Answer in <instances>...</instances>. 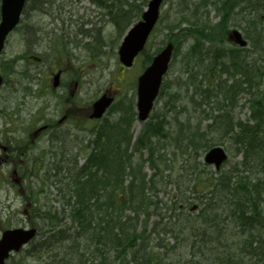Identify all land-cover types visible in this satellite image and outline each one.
Returning a JSON list of instances; mask_svg holds the SVG:
<instances>
[{
  "label": "rangeland",
  "instance_id": "1",
  "mask_svg": "<svg viewBox=\"0 0 264 264\" xmlns=\"http://www.w3.org/2000/svg\"><path fill=\"white\" fill-rule=\"evenodd\" d=\"M165 1L159 25L147 45L149 50L139 57L133 68L124 71L118 58L119 39L123 31L113 23L112 14H108L111 9H106L104 3H113V7L130 3V8L125 6L129 8L126 13L134 15L136 20L142 15L136 13L138 5H143L144 9L147 0H55L52 7L47 4L44 6L48 11L46 13L38 10L37 0H30L26 4L21 24L7 40L2 57L5 59L3 66L10 69L7 70L10 73L0 91V126L8 130L7 117L13 118L12 125L8 124L13 131L5 133L6 140L10 141L14 137L21 141L20 151L25 160L37 161L36 169H41L39 180L29 175L27 181H24L26 190L31 191L33 185L41 183L48 190L42 202L61 210L63 205L59 203L61 200L58 191L64 187V179L67 183L71 181L74 172H77L76 166H82L86 161L85 156L91 151L87 144L79 150L84 138L92 141L96 133L93 135L81 131L71 119L59 129L41 135L35 143L31 144L29 135L40 120L55 121L69 107L80 109L78 120L90 127L94 123L84 120L86 110L103 91L111 88L116 94V101L105 117L115 123L123 116L130 115L129 112L133 110L135 116L131 117L132 128L129 131L134 135V141L148 122L162 121L167 124L164 139L158 141L159 138L154 137L151 144L148 141V148L145 146L134 152L133 142L129 145L134 158L132 168L140 169L138 184H144L143 190L151 201L147 210L149 213L141 212L138 219L141 228L147 227L143 232L146 240L140 242V254H143L146 247L153 256H162L163 264H220L216 262L220 254L222 258L234 252L241 254V246L250 236L248 233L257 231V234H264V227L259 224L253 230L251 227L240 226L237 218L242 208L235 207L239 200L236 197V185L233 184V189L225 195L221 193L223 191L219 186L202 191L200 185L194 186L197 182L194 168L205 170L210 175L216 172L215 166H204L203 163L207 143L217 144L229 153V160L222 169L226 174L223 175H228L229 172L233 175V182L244 179L245 176L249 177V182L264 181V174L259 171L258 163L244 164V153L239 149L243 144L236 143L233 134L224 131L219 119L220 115L224 116L227 108V118L234 123L252 122L251 117L258 100L264 108V94L263 99L257 100V95L264 92V2L215 0L214 4V0H210L212 3L201 5L195 4L198 0H191L192 3L188 2L186 5L185 0ZM245 2L247 7L244 11ZM193 13L202 15L198 17V21L188 22L189 19L193 20ZM121 23L125 24L124 21ZM190 23H194V28L198 31L209 32L208 35L202 33L201 36L208 39L214 37L211 50L207 52L204 49L207 53L196 58L187 56L193 39L180 40L183 34H178L184 28H192ZM232 29L241 31L250 43L244 48L231 44L228 35ZM168 39L175 40L179 47L164 78L163 92L157 99L150 119L143 124L136 115V76L141 71V64L147 59L146 55L156 51L159 46H164ZM255 39L263 43L255 46ZM203 43L205 48L211 45L207 41ZM217 46L224 49L225 54L235 53L243 63L246 61L249 68H255L257 72L258 67L262 74L255 78L251 92L241 93L239 88L236 90L231 106L223 95L203 98L196 92L200 88L197 84H205V80L215 92L217 84L229 87L242 77L240 72H235L237 70L231 75L221 69L220 63L229 61L228 57L217 58L219 61L216 66L211 65ZM34 55L41 60L33 59ZM58 68L65 69L61 78L65 87L63 85L53 90L51 73ZM192 77L197 80L196 85L191 82ZM73 81L80 82L74 95L71 94L74 89ZM126 103L128 109L125 107ZM99 126L96 124L97 129ZM65 129L68 132L66 135L63 134ZM198 130L204 139L191 144L186 137ZM55 132H59L61 136L56 138L59 141L53 137ZM152 147L155 148L153 155ZM42 157L43 160L39 163ZM76 160L78 162L75 164ZM243 165L246 166L245 169L242 168ZM27 171L32 172L30 166ZM221 174L222 172L214 176L219 177ZM11 175L7 165L0 168V235L10 226H31L32 222L28 221L36 218L31 205L26 209L23 195ZM50 175L52 177L46 183L41 181ZM261 196L263 200L258 207L261 218L264 219V185L261 187ZM64 208L67 210L66 206ZM67 212L63 213L58 228L75 230ZM50 229L48 227L47 230ZM27 254L24 249L21 254L12 257L8 264L53 262L44 258L39 263L33 256V259L25 258ZM81 254L79 251L72 259L75 260L74 264H81V260L83 264L109 263L103 259L107 254L97 257L92 249H87L80 260ZM143 261L140 264H148ZM233 262L238 263V260ZM242 264H255V260H245Z\"/></svg>",
  "mask_w": 264,
  "mask_h": 264
},
{
  "label": "trees",
  "instance_id": "2",
  "mask_svg": "<svg viewBox=\"0 0 264 264\" xmlns=\"http://www.w3.org/2000/svg\"><path fill=\"white\" fill-rule=\"evenodd\" d=\"M118 127H120L121 133L124 132V128L127 130L125 125L119 124ZM240 128L241 133L237 134V141L247 142L249 137V146L253 148V142L258 136L260 126L251 128L241 126ZM112 131L108 122L102 126V132L105 135H109ZM107 135L106 137H108ZM95 148L96 151L88 158V163L92 162V165L95 164L98 168L92 170L87 165L82 170L80 180L75 181L76 201L71 216H74V221L79 222L82 230L87 228V232L94 234L91 239L103 244L104 247L99 248L96 245L97 250L111 247L116 251L114 264H139L143 258L153 264L154 260L159 258L153 256V253L145 250L142 255H139L138 243H142L146 239L143 235L145 229L139 232L138 219L141 212H147L151 201L146 197L144 191H141L142 185L137 184L135 180H131L128 185L125 184L131 161L128 149L111 137L105 139ZM98 182L100 185L97 186ZM247 194L248 198L252 200L251 193ZM88 207H92V212L87 215L85 210ZM128 209H131L134 215H128L126 213ZM96 213L100 217L95 222L93 216ZM98 221H102V223H97ZM102 239L105 241L102 242ZM262 247L264 248V245Z\"/></svg>",
  "mask_w": 264,
  "mask_h": 264
},
{
  "label": "water",
  "instance_id": "3",
  "mask_svg": "<svg viewBox=\"0 0 264 264\" xmlns=\"http://www.w3.org/2000/svg\"><path fill=\"white\" fill-rule=\"evenodd\" d=\"M161 0H151L149 9L144 12V20L137 23L132 30L126 35V38L121 46L120 58L122 61L131 65L134 60V55L144 48V43L148 37L150 30L154 26L159 12ZM24 0H4L2 22L0 23V53L4 46V40L7 34L19 21V15L22 9ZM172 45L167 46L161 53L154 59L153 63L147 67L145 73L139 77V107L141 119L148 117V112L153 105V99L158 93V87L162 81L163 74L167 71L168 61L172 51ZM2 81L0 75V83ZM111 99L106 95L97 100L93 115L102 116L101 114L105 108L110 104ZM226 154L221 147H215L207 155L208 162H214L220 166L221 162L226 158ZM34 230H10L7 232L3 239L0 241V263H3L4 258L8 255L10 248H19L20 244L27 241Z\"/></svg>",
  "mask_w": 264,
  "mask_h": 264
},
{
  "label": "flooded vegetation",
  "instance_id": "4",
  "mask_svg": "<svg viewBox=\"0 0 264 264\" xmlns=\"http://www.w3.org/2000/svg\"><path fill=\"white\" fill-rule=\"evenodd\" d=\"M64 115L67 116V117H69L67 114H64ZM0 160H1V161H2V160L4 161L5 158H4L3 156L0 155Z\"/></svg>",
  "mask_w": 264,
  "mask_h": 264
},
{
  "label": "bare ground",
  "instance_id": "5",
  "mask_svg": "<svg viewBox=\"0 0 264 264\" xmlns=\"http://www.w3.org/2000/svg\"><path fill=\"white\" fill-rule=\"evenodd\" d=\"M71 243V245L74 247L75 245H74V243H72V242H70Z\"/></svg>",
  "mask_w": 264,
  "mask_h": 264
}]
</instances>
